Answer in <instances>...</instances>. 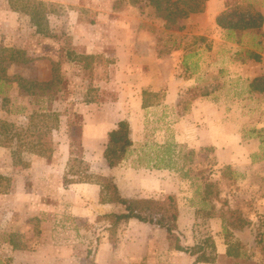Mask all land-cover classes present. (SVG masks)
<instances>
[{
	"label": "rangeland",
	"instance_id": "obj_1",
	"mask_svg": "<svg viewBox=\"0 0 264 264\" xmlns=\"http://www.w3.org/2000/svg\"><path fill=\"white\" fill-rule=\"evenodd\" d=\"M158 1L160 10L152 0H0V264H111L112 255L115 264L138 263L133 256L106 252L103 225L97 233L87 220L58 217L69 213L60 206L70 207L73 194L53 193L40 205L38 190L20 184L16 196V172L49 147L50 160L59 141L71 137L70 131L77 135L81 105L114 99L117 90L100 85L115 82L122 51L135 57L138 76L141 67L161 72L157 93L143 94L147 105L161 102L170 70L183 81L174 95L176 108L144 115L146 134L135 146L137 152L143 141L150 146L178 136L185 141L178 143L179 156L160 163L164 157L148 149L145 156L132 154L139 156L134 164L152 160L158 168L167 164L180 178H193L200 186L194 189V206L204 209L194 229H217L207 227V218L219 215L220 229L237 248L236 264H264V0H213L209 11L205 5L203 12L186 17L170 5L177 0ZM204 12L209 14L205 20H191ZM221 13L233 21L259 14L261 26L229 32L216 24ZM137 31L148 40L139 41ZM9 49L17 52L16 62L9 60ZM171 54L175 58L168 60ZM13 76L32 86L19 85ZM221 116L223 125H218ZM39 133L46 143L37 144ZM208 134L225 136L227 146L239 139L241 162L220 165L216 147L201 146ZM251 140L256 146L249 152L241 145ZM71 148L80 154L78 141L72 140ZM82 165L75 163L73 171L83 172ZM78 175L77 180H86ZM192 190L183 186L180 201ZM206 251L211 253L209 247Z\"/></svg>",
	"mask_w": 264,
	"mask_h": 264
},
{
	"label": "crops",
	"instance_id": "obj_2",
	"mask_svg": "<svg viewBox=\"0 0 264 264\" xmlns=\"http://www.w3.org/2000/svg\"><path fill=\"white\" fill-rule=\"evenodd\" d=\"M213 3V0L207 2V11L212 9ZM208 15L207 12L196 17L191 15L193 16L191 20L196 18L205 20ZM142 32L144 31L137 33L139 41H147L146 34ZM150 54H153L152 51ZM150 58H152V55ZM173 58H175L174 54H171L167 59ZM156 60L164 62L161 57ZM115 63L116 71L119 72H117L113 85H100V89H116L117 92L115 91L114 99L112 101L90 102L81 105V114L77 117L80 120L78 132H75L77 135L70 131L71 137L67 136V139L59 141L60 145L54 150L50 160L35 156L32 158L33 160L28 161L25 170L16 172V196L21 195L20 192L23 187L20 184L33 185V192L38 190L37 200L41 203L40 205H43V200L47 196L73 194L70 201L72 208L71 206H65L64 203H61L63 206H60V208L67 207L69 213L58 217L71 222L87 220L95 224L93 230L97 233H99L100 228L104 227L107 238L106 247L108 245L107 253L115 254L114 252H117L123 255L127 254L129 257L133 256L137 259V264H193L191 258L176 249L175 237L168 235L164 230L134 219L127 222L114 223L109 220L110 218H103V216L123 214L125 209L119 203H101V187L90 180L89 177L112 176L118 192L123 198L127 199L161 200L165 195L173 194L176 196L178 209L176 223L181 245L190 247L203 246L205 238L210 237L215 248L213 253L214 261L212 263L198 262L195 264H236L237 258L227 254L231 244L228 243L226 235L220 229L222 219L219 215L208 216L207 218V227L210 223L213 226H217V229L213 227V229L210 228L206 232L194 229V224L198 221L197 219L204 209L194 206L192 198L195 194L194 189L196 188L197 190L200 186H194L193 178L191 179L185 174L184 176L181 175L182 178H180L178 172L171 167L167 169L153 168L157 163L152 160L142 166L134 164V158H138L143 154L144 156L147 155L148 149L155 150V157H158L159 154L165 156V153L162 154V152L168 149L170 152L173 151L175 153L174 160L179 156V150L176 148L180 147L178 143L181 144L185 141L178 136L175 137V141L154 142L150 146L147 141H143V145H140V149L137 151L139 156L132 154L137 153L135 146L137 142L143 140L142 138L146 134V122L144 123V121L148 119H145L144 115L147 116L151 110L161 107L176 108L178 106L175 99L176 88L183 84V81L179 82L174 76V71L170 70L168 77L165 79L168 87L163 94L164 97L161 102L147 105L143 94L147 89H152L148 91L149 93H157V89H160V86L163 85L158 84L161 72L159 70H154V72L151 70L152 72L149 71L148 73L144 72L141 67V73L138 76L133 70L135 57L128 51H125V53L122 51L117 56ZM147 76L150 78L148 84L146 83ZM220 118L218 119L220 121L218 125H223L224 116ZM123 120L129 124L132 144L128 148L124 159L111 169L103 158L107 134L116 127L119 121ZM208 121L210 120L208 119ZM73 137L76 139H73ZM72 140L78 141V152L80 154L72 152ZM201 146L216 147L217 161L222 166H234L236 163L239 164L241 162L240 154L242 148L239 146V139H236L233 145L227 146L225 136L210 137L208 134L202 140ZM241 146L251 152L252 149L249 150V148L256 146V141L251 140L246 145L242 144ZM79 160L87 165L86 170L83 169V172L81 171L82 173L73 171L75 163L77 164ZM78 174H84L83 178L86 177L88 180L77 182ZM183 186L187 190H193L186 195V201L181 200V202L179 192ZM129 190H134V192H129ZM204 201L203 199L202 202ZM43 211L47 212L45 209ZM75 211L78 212L76 213ZM235 236L238 237V234ZM111 240L114 241L111 242ZM113 256L110 257L109 262L111 264L117 262ZM121 263L126 264L124 260Z\"/></svg>",
	"mask_w": 264,
	"mask_h": 264
},
{
	"label": "trees",
	"instance_id": "obj_3",
	"mask_svg": "<svg viewBox=\"0 0 264 264\" xmlns=\"http://www.w3.org/2000/svg\"><path fill=\"white\" fill-rule=\"evenodd\" d=\"M209 0H177L176 2L171 3L170 5L175 6L174 11H176L180 17H186L189 14H195L203 12L205 9V5ZM155 3L157 10L161 9V2L158 0H152ZM164 4L170 3L169 0H163ZM180 3L183 7L177 6ZM168 10V9H166ZM173 13V12H172ZM229 17V18H228ZM229 19V20H228ZM262 17L259 14L248 15V19L246 20L243 16L237 20L233 21L230 19L229 13H221L216 17V24L229 32L239 31V30H255L259 29L261 26ZM9 54V60L17 61L15 55L17 52L14 50H5ZM255 59L259 57L255 56ZM8 78V77H7ZM6 78V79H7ZM13 79H19L16 76L12 77ZM20 84L23 87L27 85L32 86L29 81H25L23 79H19ZM253 86V85H252ZM253 89H256L255 86ZM264 91V87L260 88ZM26 92L31 91L32 89H23ZM1 124V123H0ZM1 125L0 127H2ZM6 128V126H5ZM38 145L42 143H46L47 137L41 135L40 133L37 135ZM35 144V145H37ZM132 142L130 139V128L127 121H119L116 124V127L108 132L107 134V143L103 152V158L109 168L115 167L119 164L125 157L128 148L131 146ZM169 150V149H168ZM167 150V151H168ZM48 151V152H47ZM167 151L165 152L164 160L160 161V163L164 162H172L174 159L173 155H168ZM180 153V152H179ZM178 153V155H179ZM42 158L48 159L51 156L50 147L46 150V154L40 155ZM80 164H84L79 160ZM85 165V164H84ZM82 165V166H84ZM158 168V164L154 165ZM84 167L87 168V165ZM163 168H168L167 164L162 166ZM161 167V168H162ZM227 167V166H225ZM84 168V170H86ZM160 168V167H159ZM229 169V168H227ZM95 178V179H93ZM90 180L95 182L101 187L100 193V202L101 203H119L121 204L125 211L120 215H109L103 216V218H110L109 220L114 223L118 222H127L128 220L134 219L141 223H145L148 225L156 226L161 230H164L168 235L175 237L176 239V249L184 252L189 258L193 260V264L198 262H213L214 256L213 253L215 248L212 244V240L210 237L205 238L203 241V246H183L180 243L179 233L177 229V203L176 196L173 194H167L161 200L155 199H127L123 198L118 192L112 176H96L89 177ZM86 180H88L86 178ZM86 180L78 179L77 182H85ZM72 182V181H70ZM204 213V211L202 212ZM207 215V213H205ZM205 218L209 215L206 216ZM209 247L211 253L206 251V248ZM208 254H210L208 256ZM228 256L238 258L239 254L237 253V248L233 245H230L228 251Z\"/></svg>",
	"mask_w": 264,
	"mask_h": 264
}]
</instances>
